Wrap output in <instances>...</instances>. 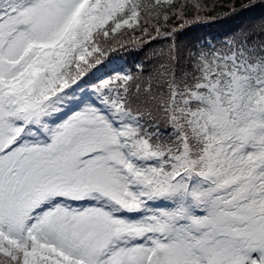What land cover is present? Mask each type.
I'll list each match as a JSON object with an SVG mask.
<instances>
[{
	"label": "snow or ice",
	"instance_id": "snow-or-ice-1",
	"mask_svg": "<svg viewBox=\"0 0 264 264\" xmlns=\"http://www.w3.org/2000/svg\"><path fill=\"white\" fill-rule=\"evenodd\" d=\"M186 7L0 0V264H264V43L170 45L65 109L110 37Z\"/></svg>",
	"mask_w": 264,
	"mask_h": 264
},
{
	"label": "trees",
	"instance_id": "trees-1",
	"mask_svg": "<svg viewBox=\"0 0 264 264\" xmlns=\"http://www.w3.org/2000/svg\"><path fill=\"white\" fill-rule=\"evenodd\" d=\"M143 2L150 4L152 0ZM174 2L177 6L188 5L184 9L183 19L172 15L169 9L167 21L161 15L159 22L155 18L151 21L155 27H150L147 33L135 28L134 31L127 30V34H118L119 43L110 37L109 43L103 45L104 55L94 54L89 57V61L94 62L95 58H99L102 63L114 57L121 58L128 67L127 74L137 77L139 82L156 66L159 53L166 52L170 45L180 50L181 64L184 65L187 64L189 52L207 50L209 47L226 48L228 42L244 37H247L250 44L264 43V0H200L204 7L199 13L192 7L195 0ZM124 32L122 29L121 33ZM168 33L172 35H166ZM133 35L144 43L132 40ZM138 65L141 67L138 68ZM154 115L158 117L155 123L160 125L161 139L166 140L167 136L163 130L168 128V125L162 114Z\"/></svg>",
	"mask_w": 264,
	"mask_h": 264
},
{
	"label": "rangeland",
	"instance_id": "rangeland-1",
	"mask_svg": "<svg viewBox=\"0 0 264 264\" xmlns=\"http://www.w3.org/2000/svg\"><path fill=\"white\" fill-rule=\"evenodd\" d=\"M94 67V76H96L97 78L96 85H99L103 80L112 78L117 74L124 75V70L122 68H118L117 64L112 63L110 59ZM77 83L80 84V88L77 89L76 85L72 86L73 89H76L75 100L70 105H65V109L68 115L72 114V112L74 111L80 110V108L84 106L83 103H78V101L83 100L84 103H92L93 101H98V95L95 91V84L86 87L80 81H78Z\"/></svg>",
	"mask_w": 264,
	"mask_h": 264
}]
</instances>
